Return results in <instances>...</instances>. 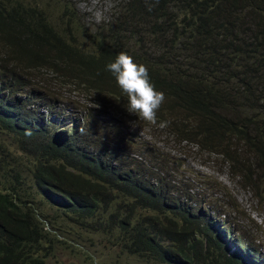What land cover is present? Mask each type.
I'll return each mask as SVG.
<instances>
[{"label": "trees", "instance_id": "1", "mask_svg": "<svg viewBox=\"0 0 264 264\" xmlns=\"http://www.w3.org/2000/svg\"><path fill=\"white\" fill-rule=\"evenodd\" d=\"M87 20L69 0H0V264H49L81 249L83 232L146 264H250L225 254L217 216L264 264V233H245L235 193L264 204V0H115L101 21ZM120 52L164 93L158 124L207 162L220 159L232 193L191 170L158 177L159 148L127 137L152 126L127 111L106 68ZM27 96L78 119L48 128Z\"/></svg>", "mask_w": 264, "mask_h": 264}, {"label": "rangeland", "instance_id": "2", "mask_svg": "<svg viewBox=\"0 0 264 264\" xmlns=\"http://www.w3.org/2000/svg\"><path fill=\"white\" fill-rule=\"evenodd\" d=\"M71 4H75L77 9L86 17L89 22H99L106 15H108L115 5V0H69ZM50 6V5H49ZM48 6V7H49ZM47 7V8H48ZM49 12L54 13L58 11V6L51 4L47 9ZM64 18V16H63ZM58 22L59 18L56 19ZM21 99H25L22 97ZM28 101H35L39 107V111L42 114L43 121L47 124L48 128H53L57 125H60L61 122H69L70 115L73 113V117L78 119V115L75 116L74 111L69 107L56 108L55 112L53 109H47L45 104L42 101L35 100L30 98ZM142 123H147L146 121L140 119ZM141 126V125H140ZM152 128H139V127H128L127 137H131L130 133L136 135L137 141L146 140L150 144H154L159 148V157L158 165L161 167V172L159 178L164 180L169 178L174 170H191L192 173H197L198 176H209L212 177V186H219L220 182L227 186L229 191L235 189V183H231V180L223 172L222 163L220 159H215L213 162H207L206 156L197 155V149L191 147L192 145L189 142H184L172 135L167 131L163 130V127H160V124H151ZM62 129V128H60ZM132 131V132H130ZM66 133H68L66 131ZM113 137H117L115 132L112 133ZM71 140L70 136H65ZM144 139V140H143ZM134 138L129 139L124 142L125 148L127 150L134 147ZM212 158H216L212 155ZM141 170H147L148 164L143 162H137ZM142 176V175H139ZM165 188H168L164 186ZM187 191H195V187L187 188ZM185 191V190H182ZM236 197L240 203V208L246 213L247 220L243 222L245 227L244 231L246 234L253 233V228L259 229L261 233H264V204H259L252 199V197L243 192L235 190ZM203 195L199 194L195 197L201 198ZM213 197H216L214 194ZM198 203H196V206ZM43 212L53 217V212L55 210L49 207V204H42ZM53 211V212H52ZM216 216V215H215ZM60 223V220H58ZM241 223V222H238ZM250 223H253L251 225ZM222 222L218 220L215 224L218 225ZM67 234H73L74 236L79 231V228L73 224H67L66 226ZM224 227L223 225L221 226ZM215 232H219L217 227H215ZM195 236L194 233H192ZM73 236V237H74ZM77 238L83 243L82 248L78 245H70L67 247L66 251L59 250L53 256H50L46 259V262L56 263V264H146L144 261L138 257L126 255L122 253L119 248L111 242L112 239H107L104 234L100 233H87L83 232ZM70 240H74L73 238ZM260 252L264 255V246L260 247ZM227 255V253H225Z\"/></svg>", "mask_w": 264, "mask_h": 264}, {"label": "clouds", "instance_id": "3", "mask_svg": "<svg viewBox=\"0 0 264 264\" xmlns=\"http://www.w3.org/2000/svg\"><path fill=\"white\" fill-rule=\"evenodd\" d=\"M106 68L115 78V82L121 92L127 97V111L150 124H157L158 118L156 114L164 102L165 96L163 92L157 91L155 86L150 82L147 67L143 64L134 62L133 58L127 53L120 52L115 57L114 61L106 65ZM30 98L37 100L32 96H29V98L27 96L25 99L29 100ZM76 115L75 113V116ZM167 123L166 121L160 122V127H166ZM66 136H68V134H66ZM66 139L69 140L68 138ZM50 195L51 197H55L54 193ZM43 199L46 200V203H50L47 199ZM213 220L212 226L214 228L217 227L224 237L225 253H227L228 256H234L236 252H239L247 258L250 264H254V259L251 256L252 254L239 247L233 234L231 236V231L225 229L230 227L225 223L224 217H213ZM218 220L222 222L223 228L221 224L215 226ZM253 257L259 258V256Z\"/></svg>", "mask_w": 264, "mask_h": 264}]
</instances>
